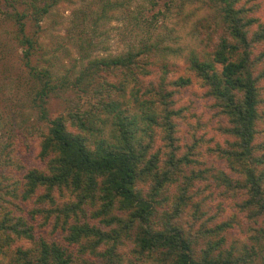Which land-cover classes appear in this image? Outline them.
Returning <instances> with one entry per match:
<instances>
[{
	"label": "trees",
	"instance_id": "trees-1",
	"mask_svg": "<svg viewBox=\"0 0 264 264\" xmlns=\"http://www.w3.org/2000/svg\"><path fill=\"white\" fill-rule=\"evenodd\" d=\"M59 1L0 0L8 20L17 23L18 41L26 45L27 103L37 112L30 113L36 120L29 130L40 140L34 166L11 157L8 147L0 154V264H264V97L259 89L264 52L254 55L256 44L264 41V21L244 7L246 2L252 3L248 8L259 7L264 1L196 0L214 9L200 20L212 30L209 40L212 33L221 34L212 50L193 51L185 60L217 101L219 115H225L227 136L226 144L220 143L224 147L216 146L225 165L212 164L190 175L185 166L198 160L189 152L180 155L177 88H163L155 105L154 97L142 99V89L132 88L127 96L125 83L114 85L123 93V99L115 98L113 82L104 76L112 72L141 81L153 63L169 73L175 66L171 42L177 40L170 36L175 28L163 25L168 31L161 35L155 26L161 16H180L187 0H167L154 13L157 21L148 26L147 17H137L136 25L146 29L136 49L99 58L84 46L81 65L76 61L55 76L53 60L33 35ZM256 23L260 29L251 33ZM28 25L35 26L33 35ZM34 55L39 59L34 61ZM145 58L149 61L137 76L134 68ZM62 95L67 109L53 116L49 103ZM207 125L196 123L195 132ZM159 136L169 149L164 154L152 147ZM194 147H189L193 153ZM206 188L219 198L228 196L247 214L250 244L243 240L240 249L227 246L225 229L232 221L218 224L216 213L207 216L208 203L199 197ZM24 205L28 217L19 214ZM47 225L58 239L38 237L39 226Z\"/></svg>",
	"mask_w": 264,
	"mask_h": 264
},
{
	"label": "rangeland",
	"instance_id": "rangeland-1",
	"mask_svg": "<svg viewBox=\"0 0 264 264\" xmlns=\"http://www.w3.org/2000/svg\"><path fill=\"white\" fill-rule=\"evenodd\" d=\"M153 1H159V5L155 8L151 7ZM166 1L60 0L45 15L41 22L42 27L37 35H33L34 25H28V31L45 47L43 50L47 51L46 58L53 60L52 70L55 76H59L65 67H70L76 61H79L78 63L81 65V53H83L81 48L84 46L89 49L92 57L99 58L124 54L130 49H136L146 29L145 26L136 25V18L147 17L145 23L147 26L151 21L156 22L157 19L153 18L154 13L159 8L164 9ZM175 1L179 2L178 0ZM203 4L196 0H187L185 11L180 16L170 15L167 19L161 16L159 23L157 22L159 29H156L157 25L155 26V32H160L161 35L168 31L163 25L168 24L169 27L175 28V31L172 32L173 35H170L177 40L171 42V46L175 50L171 54V60L175 62V66H171L169 73L159 71L157 64L153 63L146 66L152 72L148 76H142L141 81L130 79V77H117L119 74L112 72L104 75L105 77L108 76L110 81L113 82L110 92L113 93L115 98L119 99H123V93L120 88L118 89L114 85L118 86L123 83L127 84V96L130 95L129 91L132 88L134 90L142 89L144 92L142 99L154 97L153 104L155 105L160 104L163 88L167 90L177 88L174 95L175 107L182 109V119L179 120L181 124L176 131L180 155L189 152L192 158L198 160L196 164L185 166V173L188 175L192 174L193 170L203 172V169L212 164L218 168L225 165L223 159L219 157L220 152L216 150V146L219 144L220 147H224L220 144L221 142L224 145L226 144L225 137L227 134H224L222 128L227 124L226 117L223 113L219 115L217 101L209 94L208 88L199 76L188 68L185 60L193 51L201 53L205 49L207 51L212 50L218 36L221 34L212 33L209 40L208 36L212 30L207 28L208 25L205 24L207 21L200 20L209 12L213 13L214 9L208 8L207 5L203 6ZM249 5L251 6L252 3H244L247 13H250L257 21L260 19L263 22L264 3L262 2L261 6L254 8H248ZM6 8L5 4L0 2V154L4 148L8 147L7 153H12L11 157L17 161L25 162L28 166H34L36 165L35 160L37 159L36 154L39 151L40 140L38 137L33 138L29 130L34 120H36L29 117L30 113L35 116L37 112L34 109L32 110L31 105L27 103L26 84L30 80V71L22 57V51L26 48V45H22L18 41L15 30L17 23L8 20ZM28 23L31 24V21ZM259 24L256 23L252 26L251 33L260 29ZM256 45L258 47L254 55L262 54L264 52V41ZM55 54L60 58H57ZM252 57L254 56L252 55ZM37 59L39 58L34 55L33 60L36 61ZM148 61L149 58L140 61L141 67H135L134 74L136 72V75L139 76L144 72V65ZM187 79H190L189 84H186ZM259 83L260 94L263 99L264 80ZM66 95L70 97V94ZM64 96L54 97L50 101L49 107L53 116L66 111ZM262 109L264 110V105H262ZM201 121L207 123V127L199 128L195 132V124ZM194 133L196 134L193 135ZM183 134L189 135L184 136ZM185 141L194 145H186L184 144ZM192 146H196L194 147V153L189 150V147ZM152 147L154 151L160 150L162 154L169 150L161 141L160 136L156 145ZM18 178H22V173L18 174ZM202 184L204 185V183ZM167 189L172 191L170 187ZM199 197L201 201L208 203L205 204V210L209 209L207 216L211 218L215 213L217 214L214 223L232 221L231 226L225 229L227 246L234 244L240 249L244 245L243 240L250 244L252 222L245 212L234 206V202L229 200L228 196L219 198L215 194V190L212 191L206 188ZM221 201H223V205ZM25 207L26 205L19 211V214L28 217L29 211ZM32 222L35 223V221ZM51 231L50 225L46 227L39 226L37 235L38 237H47L50 240L58 239V234H52ZM24 243L27 247L32 244V242ZM0 259H2L1 254ZM2 264H7V262L2 261Z\"/></svg>",
	"mask_w": 264,
	"mask_h": 264
}]
</instances>
